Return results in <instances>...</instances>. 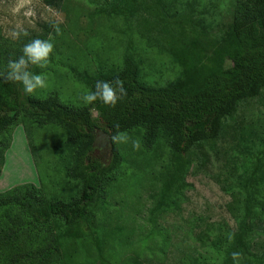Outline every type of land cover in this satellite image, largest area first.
I'll return each instance as SVG.
<instances>
[{"label":"rangeland","instance_id":"rangeland-1","mask_svg":"<svg viewBox=\"0 0 264 264\" xmlns=\"http://www.w3.org/2000/svg\"><path fill=\"white\" fill-rule=\"evenodd\" d=\"M156 1L169 15L191 16V25L197 30L224 37L236 19L240 0ZM101 3L65 0L61 6H51L45 0H0V33L12 42L9 47L15 49L25 38H11L17 24L29 31V38L49 32L47 39L55 45L45 69L29 66L48 81L46 89L32 94L34 98L43 100L56 93L62 104L82 107L85 104L80 97L90 89L76 76L115 70L126 55L138 62L144 84H177L183 71L187 77L185 66L175 60L163 37L153 41L143 38L123 17L99 12ZM28 11L32 15L25 17ZM91 108L97 115L95 107ZM99 131L96 138L100 144ZM170 132L163 127L149 140L147 127L139 125L127 131L141 142L139 151L130 143L114 144L122 160L104 175L98 195L87 208L93 235L77 232L57 239L66 224L53 218L26 236V248L39 252L41 245H49L54 237L57 251L51 264H223L227 235L239 237L241 226L249 224V237L240 240L250 252L239 248L241 264L253 259L256 255L251 254L259 252L264 240L257 221L262 218L264 223V91L232 107L222 118L213 143L195 144L198 156H190L183 178L167 189ZM69 137L63 125H40L21 114L0 136V140L10 141L1 166L0 193L28 185L35 188L44 205L80 198L83 181L67 174L76 150L68 144ZM91 156L95 162L109 165L114 153L112 147L98 145ZM12 209L22 213L16 205ZM214 244L218 247L213 248Z\"/></svg>","mask_w":264,"mask_h":264},{"label":"trees","instance_id":"trees-1","mask_svg":"<svg viewBox=\"0 0 264 264\" xmlns=\"http://www.w3.org/2000/svg\"><path fill=\"white\" fill-rule=\"evenodd\" d=\"M51 6H61L65 0H45ZM99 12L108 16H121L143 38L154 40L163 37L176 61L186 70L180 83L151 86L140 79V67L136 60L126 55L117 69L101 70L98 74L77 75L78 81L92 90L96 81L116 84L122 81L125 93L115 106H106L99 100L92 105L70 107L59 102L56 93L46 99L25 95L22 86L8 81L6 68L10 59L21 55L24 44L31 39H47L48 33L34 38H21L15 49L12 42L0 33V136L16 123L21 114L36 123L59 124L69 133V145L75 146L74 163L67 170L69 177L83 181L80 198L69 201L44 200L33 186H20L0 193V264H51V256L57 251L56 240L41 245L39 252L26 248V236L36 228L46 226L53 218L64 220L66 228L57 239L76 234L93 235L88 221V206L98 195L103 177L121 162L111 139L113 160L109 165L92 160L97 148L95 139L99 130L111 137L115 126L129 131L139 125L147 127V138L152 140L159 129L170 132L171 163L167 172L166 188L177 186L190 164V156H198L195 144L213 143L221 127L222 118L239 101L256 97L264 91V0H240L235 9L236 19L229 34L217 37L193 27L189 15H169L158 1L140 3L137 0H102ZM134 23V26H133ZM188 23L187 29L183 24ZM154 33L157 37L154 36ZM30 70V69H29ZM31 71V70H30ZM9 142L0 140V175L4 164V152ZM18 206V214L12 206ZM258 227L264 232L262 218ZM239 235L223 248L225 262L233 264L231 253L240 252L247 244L240 237H249L251 227L243 225ZM219 244V242H218ZM26 245V246H25ZM259 252L246 264H264V240ZM218 247L217 244L213 248ZM222 248V249H223ZM243 249V250H244ZM218 250V248H217ZM222 251V250H221ZM242 253V252H240Z\"/></svg>","mask_w":264,"mask_h":264},{"label":"clouds","instance_id":"clouds-1","mask_svg":"<svg viewBox=\"0 0 264 264\" xmlns=\"http://www.w3.org/2000/svg\"><path fill=\"white\" fill-rule=\"evenodd\" d=\"M30 11L25 12V17L31 16ZM56 32L60 29L57 22L52 25ZM12 39H20L28 37L29 31L20 24H17L11 31ZM55 45L51 38L41 39L34 38L24 44L21 49V55L16 59H10L6 68V77L8 81L17 83L22 86L25 95H32L38 89H46L48 87L47 76L43 73H35L29 70L30 65H34L40 69H45L50 61V57L54 54ZM125 93L122 81L117 80L116 84L109 81H96L92 90L85 91L80 97L85 105H91L96 101H100L106 106H115L121 98V94ZM115 133L111 139L114 144H131L134 150L141 149V142L132 139L126 131L119 130V126H115ZM227 239L231 242L234 234L229 233ZM233 264H241L242 253L234 251L231 253Z\"/></svg>","mask_w":264,"mask_h":264},{"label":"water","instance_id":"water-1","mask_svg":"<svg viewBox=\"0 0 264 264\" xmlns=\"http://www.w3.org/2000/svg\"><path fill=\"white\" fill-rule=\"evenodd\" d=\"M99 133L102 135V140H103V142L105 143V144H107V146L109 147V148H111V136L108 134V133H105V132H102V131H99ZM98 137L95 139V144H97L98 143Z\"/></svg>","mask_w":264,"mask_h":264},{"label":"flooded vegetation","instance_id":"flooded-vegetation-1","mask_svg":"<svg viewBox=\"0 0 264 264\" xmlns=\"http://www.w3.org/2000/svg\"><path fill=\"white\" fill-rule=\"evenodd\" d=\"M95 145H97V146L99 145V146H101V147L105 148L107 144H105L104 142H102V143H100V144H99V143H97V144H95Z\"/></svg>","mask_w":264,"mask_h":264}]
</instances>
